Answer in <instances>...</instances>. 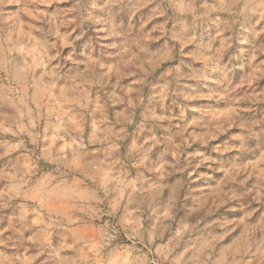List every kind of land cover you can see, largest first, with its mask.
<instances>
[{
	"label": "clouds",
	"instance_id": "1",
	"mask_svg": "<svg viewBox=\"0 0 264 264\" xmlns=\"http://www.w3.org/2000/svg\"><path fill=\"white\" fill-rule=\"evenodd\" d=\"M0 264H264V0H0Z\"/></svg>",
	"mask_w": 264,
	"mask_h": 264
}]
</instances>
